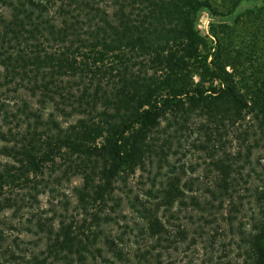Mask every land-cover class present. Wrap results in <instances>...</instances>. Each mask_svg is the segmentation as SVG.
I'll list each match as a JSON object with an SVG mask.
<instances>
[{"label":"trees","instance_id":"obj_1","mask_svg":"<svg viewBox=\"0 0 264 264\" xmlns=\"http://www.w3.org/2000/svg\"><path fill=\"white\" fill-rule=\"evenodd\" d=\"M246 1L0 0V91L30 96L0 102V214L34 209L52 184L80 178L78 209L100 229L85 241L87 220L32 215L27 232L45 248L23 255L7 247L6 264H70L73 256L83 263L114 221L107 210L122 206L118 184L168 166L174 140L195 118L206 119L199 148L222 150L234 137L247 151L218 168L230 189L241 161L264 141V0L235 16ZM203 10L210 35L197 28ZM257 164V218L246 242L252 264H264V162ZM160 194L153 210L135 197L153 235L164 231L160 208L182 202L179 178L169 177Z\"/></svg>","mask_w":264,"mask_h":264},{"label":"rangeland","instance_id":"obj_2","mask_svg":"<svg viewBox=\"0 0 264 264\" xmlns=\"http://www.w3.org/2000/svg\"><path fill=\"white\" fill-rule=\"evenodd\" d=\"M261 5L262 0H248L240 6L235 16L244 15L248 10ZM210 23V14L206 10L200 12L197 28L202 35H210ZM22 97L30 98L23 91L18 94L4 89L0 91V102L10 106L15 101L19 103ZM205 123L206 119L195 118L191 129L178 135L179 139L174 140L169 165H165L163 170L158 172L156 164L148 172L138 171L128 178L127 183L118 184L115 199L121 198L122 206L115 213L107 210L114 221L102 226L104 234L101 244L91 248L93 254H85L86 260L83 263L78 261L77 256H73L70 264H252L247 254L249 244L246 241L254 231L253 225L257 218V207L252 196L254 189L261 185L256 170L259 171V159L264 162V141L260 148L253 150L248 163L241 161L239 166L243 169H240L239 174H234L237 181L232 182L226 191L222 187V175L218 169L222 160L225 161L230 155L235 156L238 151L246 155L247 151L240 147L241 142L234 137L224 138L223 142L227 146L222 150L218 143H215V149L212 144L205 145L207 149L199 148L201 143L205 144V135L203 130H198V126ZM166 125L164 123L163 126ZM1 160L6 161L3 158ZM169 177L179 178L182 202H177L171 211L160 208L158 218L164 231L153 235L150 222L144 218V210L139 204L134 205L135 197L150 202L148 206L153 210ZM81 185L80 178H72L70 182L64 181L61 185L52 184L46 193L39 195V205H35L34 209L25 208L20 213L9 210L0 214V239L6 238L4 244L0 240V263L6 264L1 254L7 247L23 255L25 251L31 252L29 255H39L45 248V241L27 232L26 219L32 215L55 217L58 218L57 223L60 220L69 223L71 217L81 223L87 220L84 223L85 241L91 232H98L100 229L94 227L92 218L78 209V196L74 188ZM50 188H54V191H50ZM109 205L113 206L114 202ZM13 214H16V218ZM60 216L67 218L59 220ZM19 221L25 223L26 227L19 224ZM10 225L18 228V231ZM14 239L20 241L22 252L15 247ZM37 242L38 246L35 244ZM97 248H101L102 256H99ZM118 251L122 253L121 257Z\"/></svg>","mask_w":264,"mask_h":264}]
</instances>
